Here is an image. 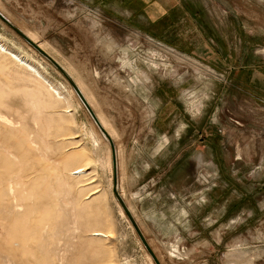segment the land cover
<instances>
[{
    "label": "rangeland",
    "instance_id": "rangeland-1",
    "mask_svg": "<svg viewBox=\"0 0 264 264\" xmlns=\"http://www.w3.org/2000/svg\"><path fill=\"white\" fill-rule=\"evenodd\" d=\"M208 1L230 7L229 0ZM23 3L0 0V11L25 27L29 16L23 14ZM239 12L224 17L240 27L233 31L244 43L240 53L253 51L254 61L245 64L256 72L254 95L246 94L251 88L245 78L224 79L195 59L215 74L200 72L194 59L190 65L168 48L129 33L123 52L108 47L109 67H96L93 60L83 66L75 58L87 82L71 68V58L52 54L92 95L96 111L108 117L119 150L116 186L161 264H264V187L252 188L253 168L246 163L233 175L241 181L227 173L220 176L213 164L215 154L235 147L249 151L256 162L264 156V0H254L251 16ZM0 39L52 83L0 52V217L17 212L13 218L18 230L12 234L20 239L16 261L152 264L113 194L110 149L92 130V119L69 83L1 20ZM36 42L45 46L38 36ZM156 87L158 104L150 96ZM155 105L159 119L152 131ZM167 131L180 139L165 143L161 136ZM222 141L227 145L223 150ZM166 149L175 158L160 159ZM182 152L190 153L189 162L176 157ZM79 167L83 171L72 174ZM8 183L13 199H8ZM13 203L19 211L7 210ZM91 229L105 236H92ZM200 248L206 252H193Z\"/></svg>",
    "mask_w": 264,
    "mask_h": 264
},
{
    "label": "crops",
    "instance_id": "crops-1",
    "mask_svg": "<svg viewBox=\"0 0 264 264\" xmlns=\"http://www.w3.org/2000/svg\"><path fill=\"white\" fill-rule=\"evenodd\" d=\"M23 1V14L29 16L25 27L37 33L46 51L51 55L54 54L55 58H71V68L78 71L79 77L84 82L85 80L87 82V76L84 75L83 79L81 62L75 58H81L83 66L93 60L94 66L105 67L110 64L109 58H112V52L108 47L113 46L115 53L123 52L122 45L129 33L151 38L181 54L199 59L224 79L233 81L238 77L245 78L246 83L250 84L247 86L251 88L247 89L246 94L254 95L256 72L254 66L245 64L254 61L253 51L251 54L249 51L240 53V48L244 45L243 40L233 33L240 27L228 22L224 17L227 14L240 13L239 9L247 16H251L254 13V0H229L227 2L228 5L230 4L229 8L222 7V2L217 5L211 4L208 0ZM242 28L245 31L253 29L248 26ZM154 89L150 96L152 103L155 97L158 104V88ZM152 110L154 117L149 124L152 131H155L159 119L158 105L153 106ZM161 137H166L165 143L180 139L178 134L169 135L168 131ZM228 137L231 139L228 143L233 145L234 136L229 132ZM221 143L220 149L223 150L227 145H224V141ZM167 149L160 151V159L175 158L173 152ZM176 157L186 159L188 162L191 159L189 152H182ZM213 158L218 161L221 159L231 165V170L228 171L222 162L218 163L217 160L213 162L214 169L220 176L224 173L232 176L240 173V168L246 163L253 168L249 176L252 188L264 187V156L259 157L260 162H256L249 151H238L235 147L229 152L223 150L219 156L215 154ZM232 179L241 181L238 175L237 178L233 176ZM187 185H190L189 178ZM205 250L200 248L193 252L204 253Z\"/></svg>",
    "mask_w": 264,
    "mask_h": 264
},
{
    "label": "bare ground",
    "instance_id": "bare-ground-1",
    "mask_svg": "<svg viewBox=\"0 0 264 264\" xmlns=\"http://www.w3.org/2000/svg\"><path fill=\"white\" fill-rule=\"evenodd\" d=\"M0 10H1V8H0ZM4 12V11H3ZM2 12V13H3ZM6 14V13H5ZM10 16V15H9ZM8 16V17H9ZM95 23V22H94ZM18 27L22 30V31H24L25 33H26V35L28 36V37H30L34 42H36V34L33 32V31H29L27 28H25L24 26H19V24H18ZM94 29V28H93ZM96 29V28H95ZM94 31V30H93ZM92 31V32H93ZM37 43V42H36ZM39 46L42 48V49H44L45 50V46H43L42 44H39ZM32 49V48H31ZM170 50V49H169ZM46 51V50H45ZM0 52H2V53H5V54H8L11 58H13L14 60H16V61H18L20 64H22L23 66H25L26 68H28L29 70H31L32 72H34L37 76H39L40 78H42L44 81H46V82H48L49 84H52L50 81H49V79H47L34 65H32L29 61H27L23 56H21L20 54H18V53H16V52H14V51H12L1 39H0ZM48 52V51H47ZM170 53H175L176 54V56H177V59H179V60H181V61H185V63L187 62V63H189L190 65H193V62H191V60H193L194 58H190V57H182L181 55H179L178 53H176V51H172V50H170ZM50 54V53H49ZM51 55V54H50ZM52 56V55H51ZM180 56V57H179ZM53 57V56H52ZM183 59H182V58ZM54 58V57H53ZM195 60V59H194ZM190 61V62H189ZM59 62V61H58ZM60 63V62H59ZM194 63H196V64H194L193 66H194V69H196V70H199L200 72H205V73H215V72H213L212 70H210V69H208L207 68V66H205V67H202V66H200V64L199 63H197L196 62V60H195V62ZM61 64V63H60ZM63 67H64V69L71 75V77L74 79V81L76 82V84L78 85V87L80 88V90H81V92L83 93V95H84V97L86 98V100L88 101V103L90 104V106H91V108H92V110L94 111V113H95V115H96V117L98 118V120H99V122H100V124L102 125V127L108 132V134L110 135V137L112 138V140H113V142H114V146H115V154H116V168H117V171H116V179L117 178H119V175H118V168H120L118 165H119V150H118V145H117V143H116V141H115V139H114V135H113V131L109 128V126L111 125H109L108 123H107V118L108 117H104L103 115H102V113H99V111H96V108L94 107V104H92V102H91V100L89 99V97L90 96H92V95H90V96H88V94H86L87 92L85 91L86 90V88L84 89L83 88V86L80 84V81H78V79L73 75L74 74V72H72L70 69H68L65 65H63V64H61ZM75 70V69H74ZM77 71V70H76ZM77 73H78V71H77ZM84 84V83H83ZM71 87V86H70ZM72 88V87H71ZM57 90V89H56ZM73 90V89H72ZM71 90V91H72ZM73 92H74V90H73ZM75 93V92H74ZM91 93V92H90ZM76 94V93H75ZM76 96H77V94H76ZM78 97V96H77ZM91 98V97H90ZM77 100L79 101L78 103H81L82 104V102L80 101V99H79V97L77 98ZM83 105V104H82ZM69 107V106H68ZM83 107H84V105H83ZM97 107V106H96ZM85 108V107H84ZM68 109V108H67ZM100 109V108H99ZM66 110V109H65ZM71 109H68V110H66L67 112L68 111H70ZM86 110V109H85ZM87 111V110H86ZM88 113V112H87ZM89 114V113H88ZM90 116V115H89ZM91 118V117H90ZM93 121V120H92ZM91 120H90V122H91V125H92V130H94V132L102 139V141L108 146V148L110 149V146H109V143H108V141H107V139H106V137L100 132V130L97 128V126H96V124L94 123V121L92 122ZM28 136V135H27ZM30 136V135H29ZM25 137H26V135H25ZM31 137V136H30ZM34 140H32L31 139V143L33 142ZM35 142V141H34ZM27 143H29L30 144V140H29V142L27 141ZM28 145V144H27ZM28 146H30V145H28ZM30 148V147H29ZM35 148V147H34ZM31 149H33V148H31ZM7 151H11V150H7ZM9 153H11V152H9ZM110 154H111V151H110ZM9 156V155H8ZM7 157V156H6ZM109 158V157H108ZM8 159H9V157H8ZM111 166H112V158H111ZM7 170V169H6ZM120 170V169H119ZM73 171V170H72ZM83 171V168H81V167H79V168H77V169H75L74 171H73V173L72 174H75V173H79V172H82ZM6 172V171H5ZM2 173H4V172H2ZM10 173V172H9ZM9 173H7V174H9ZM6 174V173H5ZM12 175V174H11ZM14 176V175H13ZM13 176H11V177H13ZM17 176V175H16ZM16 176H15V178H16ZM112 176H113V171H112ZM4 177V176H3ZM2 178V177H1ZM6 178V177H5ZM7 179H8V177H7ZM12 178H10L9 180L11 181V182H13V180H11ZM14 179V178H13ZM17 180V179H16ZM16 180H15V182H16ZM119 180V179H118ZM5 181H7L6 179H4L3 180V182L5 183ZM2 182V181H1ZM7 182H9V181H7ZM116 182H117V180H116ZM9 184V183H8ZM11 184H13L14 185V183H11ZM16 184V183H15ZM3 185V184H2ZM6 187H7V185H5ZM2 189V188H1ZM8 189V188H7ZM6 189V190H7ZM117 190H119V193H120V195L122 194V192H120V189H119V186H118V188H117ZM8 191V190H7ZM7 191H6V193H7ZM93 193L94 192H96V190H94V191H92ZM8 194V193H7ZM9 194H10V196L8 197V199L10 198V197H12V199H13V187L11 188V186H10V184H9ZM1 196V195H0ZM5 196H7V195H5ZM121 196H123V194L121 195ZM15 198V197H14ZM123 198V197H122ZM124 199V198H123ZM117 201V200H116ZM125 201V200H124ZM12 202V201H11ZM0 203H1V200H0ZM10 203V202H9ZM14 203H16V202H14ZM14 203L13 204H9L10 206H9V208L7 209V210H9V211H14V210H18L19 209V205H17V204H15L14 205ZM118 203V202H117ZM125 203H126V201H125ZM2 204H4L3 202H2ZM7 204V203H6ZM21 205V204H20ZM118 205H119V203H118ZM126 205L128 206V208L130 209V211L132 212V214H133V211H132V209H131V207H130V205L128 204V203H126ZM22 206V205H21ZM120 206V205H119ZM2 207V206H1ZM1 207H0V213H1ZM6 207H8L7 205H6ZM28 208H30V207H28ZM22 209V208H21ZM20 210V209H19ZM18 210V211H19ZM29 210V209H28ZM28 210H25V211H28ZM120 210H121V214H123V216H125V214H124V212H123V210H122V208H121V206H120ZM22 212V211H21ZM21 212H18V213H21ZM24 212V211H23ZM16 214H17V212H15ZM6 214H7V212H6ZM14 214V213H13ZM15 214V215H16ZM27 214V213H26ZM1 215V214H0ZM4 216H5V214H3ZM14 215V216H15ZM3 216V217H4ZM8 216H10V214L8 215ZM14 216H12V217H8V218H6V219H4V218H1L2 217V215H1V217H0V264H19V262L18 261H16L17 259H15V258H17L16 256V253H15V247L17 246V245H19V243H20V239L19 240H17V237H13V235L12 234H14V230H18V227H17V229H14V227H16V222H14L15 220H14ZM18 216V215H17ZM21 216H22V214H21ZM21 216L19 217V218H21ZM133 216H134V214H133ZM16 217V216H15ZM24 217V216H23ZM22 217V218H23ZM17 218V217H16ZM19 218H18V220H19ZM125 218L127 219V217L125 216ZM134 218H135V216H134ZM136 219V218H135ZM22 220V219H21ZM128 220V219H127ZM17 221V220H16ZM137 221V220H136ZM129 222V221H128ZM18 223L19 222H17V225H18ZM137 223H138V221H137ZM14 224V225H13ZM129 224H130V222H129ZM138 225H139V223H138ZM130 226L132 227V225L130 224ZM139 227H140V225H139ZM133 228V227H132ZM140 229H141V227H140ZM134 230V229H133ZM141 231H142V229H141ZM143 232V231H142ZM15 233H17V232H15ZM136 233V232H135ZM92 236H105V233H103V232H101L100 230H97V229H91V233H90ZM144 234V233H143ZM17 235V234H16ZM15 235V236H16ZM107 236V235H106ZM145 236V235H144ZM5 238V239H4ZM148 241V240H147ZM149 243V242H148ZM18 257H19V255H18ZM148 259H149V261L152 263V264H155L153 261H152V258L150 257V255L148 254ZM18 259H20V258H18ZM18 262V263H17Z\"/></svg>",
    "mask_w": 264,
    "mask_h": 264
},
{
    "label": "water",
    "instance_id": "water-1",
    "mask_svg": "<svg viewBox=\"0 0 264 264\" xmlns=\"http://www.w3.org/2000/svg\"><path fill=\"white\" fill-rule=\"evenodd\" d=\"M0 20L6 24L11 30H13L22 40H24L30 47H32L36 52H38L43 58H45L56 70L60 72V74L66 79V81L69 83V85L72 87L74 92L77 94L79 97L80 101L84 105L85 109L89 113L91 119L94 121L96 124L97 128L100 130V132L106 137L109 146H110V151H111V158H112V171H113V194L115 196V199L121 206L125 216L127 217L128 221L132 225L134 231L136 232L138 238L142 242L143 246L146 248L148 251L150 257L154 261L155 264H161L160 261L158 260L156 254L150 247L146 237L144 236L143 232L141 231L136 219L134 218L132 212L126 205L124 199L120 195L119 191L117 190L116 186V154H115V146L112 138L108 134V132L102 127L100 124L98 118L96 117L94 111L92 110L90 104L84 97L83 93L81 92L80 88L74 81V79L71 77V75L64 69V67L55 59L53 58L47 51L42 49L38 43L34 42L30 37L26 35L24 31H22L16 24H14L8 17H6L1 11H0Z\"/></svg>",
    "mask_w": 264,
    "mask_h": 264
},
{
    "label": "built area",
    "instance_id": "built-area-1",
    "mask_svg": "<svg viewBox=\"0 0 264 264\" xmlns=\"http://www.w3.org/2000/svg\"><path fill=\"white\" fill-rule=\"evenodd\" d=\"M150 41H153V42H155L156 44H158V45H160V46H164L163 44H161L160 42H157V41H155V40H153V39H151V38H148ZM164 47H166V48H168V49H170V50H172V51H175L174 49H172V48H170V47H167V46H164ZM211 74H215V73H211Z\"/></svg>",
    "mask_w": 264,
    "mask_h": 264
}]
</instances>
